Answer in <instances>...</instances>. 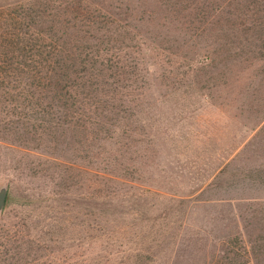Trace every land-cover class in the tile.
Returning <instances> with one entry per match:
<instances>
[{"label": "rangeland", "instance_id": "374dc122", "mask_svg": "<svg viewBox=\"0 0 264 264\" xmlns=\"http://www.w3.org/2000/svg\"><path fill=\"white\" fill-rule=\"evenodd\" d=\"M5 30L99 72L77 116L0 92V264H264V0H0Z\"/></svg>", "mask_w": 264, "mask_h": 264}, {"label": "trees", "instance_id": "16d2710c", "mask_svg": "<svg viewBox=\"0 0 264 264\" xmlns=\"http://www.w3.org/2000/svg\"><path fill=\"white\" fill-rule=\"evenodd\" d=\"M14 36L15 35H13L12 31L8 30L0 33V61L7 62L9 64L0 65V92H2V94H11V90L15 88L11 86L14 82L20 84L24 82L25 85L27 84L28 92L23 96L19 95L20 91L16 92V97L11 94L13 98H10V100L6 102L15 103L13 110H17L18 106L23 107L24 103H27L25 101V99H27L28 102L30 101L28 104L30 110L36 112L39 111L41 102L45 101L48 103L50 109L56 107L59 110H72L74 115L77 116L79 114V110L77 107L74 108L75 105L70 101L71 95L67 89L74 83L68 76V71H71V73L74 74L82 73V77L86 76L88 73L86 72L85 67H83V69L78 68L79 71H75L76 68L73 67H75L77 63L90 61V64L92 65L87 67V69L89 68L88 72L90 77L99 72L92 71L98 68L94 64V61L96 60L90 59L87 50L88 48H86L87 46L85 47L84 45L86 49L81 46L83 40L76 43V41L80 39L76 38L73 40L74 42H72L74 43L72 48H68L67 45L65 46L64 44H60L58 42L59 38H56V40L52 38L51 43H45V45L50 46V48H40L36 52L31 53L25 46L35 45L37 42L31 41V39ZM65 42L68 43L66 40ZM14 45H17V48L19 49L18 56L21 59L13 58L15 55L12 53L13 50L10 46ZM58 47H61L62 49H58ZM29 60L34 61L33 67L31 68H29V65L27 64ZM13 61L19 62V65H11ZM20 63H23L22 65L24 66H21ZM81 86L85 87L84 83L81 84ZM105 95L108 99H110L107 92ZM20 97L24 100L22 101ZM32 97H38V100H36V98L32 100ZM41 109L47 110L49 108L41 107ZM16 112L17 111H15V113ZM80 119L81 117H79V120ZM102 130L107 132L108 128L104 127ZM4 135L5 134H0V137L4 138ZM105 137L110 138L111 134L107 133ZM99 208H101V205H99ZM253 254L256 256V251H254Z\"/></svg>", "mask_w": 264, "mask_h": 264}, {"label": "water", "instance_id": "95a60500", "mask_svg": "<svg viewBox=\"0 0 264 264\" xmlns=\"http://www.w3.org/2000/svg\"><path fill=\"white\" fill-rule=\"evenodd\" d=\"M7 189L8 187L6 183L0 184V212L3 210L6 203Z\"/></svg>", "mask_w": 264, "mask_h": 264}]
</instances>
